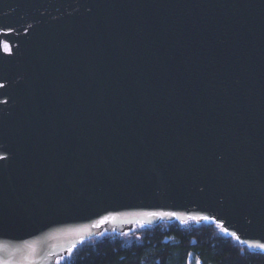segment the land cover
I'll use <instances>...</instances> for the list:
<instances>
[{
	"label": "water",
	"instance_id": "water-1",
	"mask_svg": "<svg viewBox=\"0 0 264 264\" xmlns=\"http://www.w3.org/2000/svg\"><path fill=\"white\" fill-rule=\"evenodd\" d=\"M170 221L264 254V0H0V264Z\"/></svg>",
	"mask_w": 264,
	"mask_h": 264
},
{
	"label": "trees",
	"instance_id": "trees-1",
	"mask_svg": "<svg viewBox=\"0 0 264 264\" xmlns=\"http://www.w3.org/2000/svg\"><path fill=\"white\" fill-rule=\"evenodd\" d=\"M264 264V254L221 231L215 223L160 222L134 235L102 234L70 251L60 264Z\"/></svg>",
	"mask_w": 264,
	"mask_h": 264
},
{
	"label": "snow or ice",
	"instance_id": "snow-or-ice-1",
	"mask_svg": "<svg viewBox=\"0 0 264 264\" xmlns=\"http://www.w3.org/2000/svg\"><path fill=\"white\" fill-rule=\"evenodd\" d=\"M4 50L8 51V45L5 44L4 45ZM142 215H144L145 217H159V218H164V217H175L176 219H180L182 222H184V218L177 216L175 213H156V212H150V213H143ZM117 219V217L114 216H105L103 217L97 224H94L92 227H99L100 225L106 224L111 222L112 220ZM190 219H194L197 222H199L200 220H207V217H191ZM143 227V225H141ZM223 230V229H222ZM82 232H86L87 229L81 230ZM234 235V234H233ZM236 239H239V237H235ZM250 248H259L261 250H264V244H249Z\"/></svg>",
	"mask_w": 264,
	"mask_h": 264
},
{
	"label": "rangeland",
	"instance_id": "rangeland-1",
	"mask_svg": "<svg viewBox=\"0 0 264 264\" xmlns=\"http://www.w3.org/2000/svg\"><path fill=\"white\" fill-rule=\"evenodd\" d=\"M140 226L136 225L134 226L132 229H130L127 233H125L126 235H135L139 230H140ZM105 234V233H102ZM102 234H100L99 236H101ZM70 256V253L64 257L58 260V264L62 263L66 258H68ZM190 264H199L198 262L191 260Z\"/></svg>",
	"mask_w": 264,
	"mask_h": 264
}]
</instances>
